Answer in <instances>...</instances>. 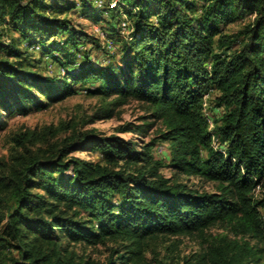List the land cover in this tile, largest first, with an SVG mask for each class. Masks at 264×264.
Listing matches in <instances>:
<instances>
[{
	"label": "trees",
	"instance_id": "trees-1",
	"mask_svg": "<svg viewBox=\"0 0 264 264\" xmlns=\"http://www.w3.org/2000/svg\"><path fill=\"white\" fill-rule=\"evenodd\" d=\"M97 1L0 0V129L79 90L101 100L84 124L134 99L152 120L116 132L163 128L140 145L72 121L11 134L0 157V264H138L148 242L176 235L201 244L158 264H264V0ZM77 5L110 23L87 33L69 16ZM207 100L220 113L212 126ZM159 142L166 163L152 153ZM106 241L103 261L76 249Z\"/></svg>",
	"mask_w": 264,
	"mask_h": 264
},
{
	"label": "rangeland",
	"instance_id": "rangeland-1",
	"mask_svg": "<svg viewBox=\"0 0 264 264\" xmlns=\"http://www.w3.org/2000/svg\"><path fill=\"white\" fill-rule=\"evenodd\" d=\"M97 2L101 3V5H97V3H95V6L103 7L106 0H98ZM89 10L90 9L87 8V11ZM69 16L72 18L74 24L77 27L84 29L87 33L95 37L99 32V27L103 26V23H110L111 21V18L108 15H104L103 19H101V22H96L93 16L83 17V14H81L80 5H77L76 9L69 13ZM248 19V17H245L244 19L237 20L236 22L227 26L225 31H235ZM91 53L93 56H96V54H98V56L100 55L99 53H96V51H92ZM100 59L102 61V58ZM46 67L48 68L49 72H53L54 68L51 66V64H48ZM99 103H101L99 96H88L85 94V92L79 90L78 94L71 96L60 103L53 104L47 109L40 111L32 110L26 116L14 115L7 118L6 126L3 129H0V157L6 158L9 153L10 135L26 128L40 130L45 126L51 125L55 127L61 122L72 121L77 124L76 127L80 130L84 131L89 128H96L104 135L117 134L122 138L131 139L139 145L147 142L152 136L156 134L158 129L163 128L160 122H156L154 127L145 135H137L131 132L117 133V128L126 122L137 125L144 122H150L152 120L148 118L149 112L147 110V106L134 99H130L127 101V103L118 107L115 111V115L112 118L99 120L93 124H84V121L99 105ZM204 111L208 116L212 126L213 120L220 114L219 110L214 108V106L207 100L205 102ZM64 135L65 133H61V136ZM50 140L53 139L50 138ZM152 153L156 159H161L166 163L168 160L167 143H157L155 146H153ZM74 155L95 161L99 157V152L79 150L75 151ZM161 173L170 180H178L180 182L186 183L188 187L196 188L199 191H215V184L213 182L194 176L187 177L184 175H176L168 167H163L161 169ZM258 194L259 189H256L255 195L257 196ZM261 212L264 216V209H261ZM209 232L214 234L221 232V230L215 227L211 228ZM148 243L149 244L146 247V251L144 253V259L138 264H158V261L161 260H172L174 263H177L181 257L187 256L191 252L197 250L201 244V240L196 236L176 235L158 237ZM111 244L112 242L106 241L105 243H99L95 246H76V249L79 252H83L84 254H89L96 260L103 261L108 254V247Z\"/></svg>",
	"mask_w": 264,
	"mask_h": 264
},
{
	"label": "built area",
	"instance_id": "built-area-1",
	"mask_svg": "<svg viewBox=\"0 0 264 264\" xmlns=\"http://www.w3.org/2000/svg\"><path fill=\"white\" fill-rule=\"evenodd\" d=\"M112 5H114V3H113ZM121 25H122V27L124 28L126 24H125V22H122ZM217 145H218V143H216V146H217Z\"/></svg>",
	"mask_w": 264,
	"mask_h": 264
}]
</instances>
